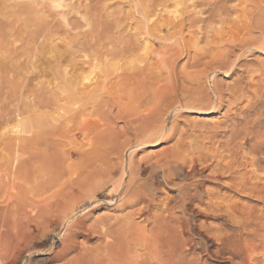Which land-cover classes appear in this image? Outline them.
Returning a JSON list of instances; mask_svg holds the SVG:
<instances>
[{"label": "bare ground", "instance_id": "bare-ground-1", "mask_svg": "<svg viewBox=\"0 0 264 264\" xmlns=\"http://www.w3.org/2000/svg\"><path fill=\"white\" fill-rule=\"evenodd\" d=\"M7 1L0 0V264H46L75 252L65 264H264V214L235 197L264 202V68L241 70L245 55L264 52V14L251 16L264 12L263 2L242 0L239 16L225 20L224 6L196 14L204 0H171L174 10L167 20L159 16L164 24L157 28L174 32L158 40H182L187 30L193 50L183 41L157 49L147 42L140 50L139 26L134 40L108 36L103 26L105 34L95 28L62 55L49 46L55 60L31 50L11 51L8 62ZM168 2L143 3L138 13L149 23ZM215 19L220 28L211 35ZM218 74L237 79L224 83ZM39 79L49 80L30 90ZM8 86L20 90L10 97L12 110ZM224 109L218 127L194 124L189 133L175 122L186 112ZM176 137L171 149L136 158ZM165 189L172 196L161 200ZM100 210L106 212L95 217ZM80 237L97 244L82 247Z\"/></svg>", "mask_w": 264, "mask_h": 264}, {"label": "rangeland", "instance_id": "rangeland-1", "mask_svg": "<svg viewBox=\"0 0 264 264\" xmlns=\"http://www.w3.org/2000/svg\"><path fill=\"white\" fill-rule=\"evenodd\" d=\"M5 1H7V0H5ZM26 1L21 2V1L17 0V2H16L15 0H8L7 1L8 3L6 2L8 4V42L11 45V46L10 45L8 46V62H9L10 57H11L10 55H12V54L16 55V52L18 54H20V55H21V53H24V52L26 54H29V52H31V50H33V51L35 50L34 51L35 53L41 54V58H43V59H46V60L48 59L49 60V58H47V57H50V60H53L54 58H52V57H55L56 54L60 55L61 52L59 53V51H62L63 50L62 48H64V51H65L69 44L71 46L69 45L68 48H71L73 44H74L73 46L75 47V46H77V44L82 43V41H87L92 36H94L93 33H98V32H101L102 30H103L102 32L104 33V31H105L104 28L105 27H107L106 31L108 30L107 32L109 34L106 31L105 32H106V34L108 36H110L111 34H113L112 32H114L115 35L113 34L111 36L113 38H117V37H120V36L121 37L125 36V37H130L131 40H134L140 34L141 35L140 37L142 39L139 36L136 39V42L137 43L140 42L139 44L142 45V46H139L140 50H141V47L144 50L147 42L149 43V45H151V47H152L151 49H157V48L162 47L163 45L168 44V43L176 45L178 42H182V41H183L181 43L182 46L185 45L187 47H191V49L193 50V44H194L193 40L194 39H190V37H189L190 35L188 34L187 30L184 31L185 34L183 33L184 38L182 40L180 38H176L175 40H172V43L171 42H166L164 39L163 40H161V39L158 40L159 37H166L167 38V37L170 36V32H171V34L174 32V30H172L170 32H167L166 29H168V28H162V31H160L158 29L161 24L162 25L164 24L163 20L161 18H159V16L162 14L163 19L167 20L166 18L169 16L168 12L174 10L173 9L174 8V1L172 3L171 0H168L169 2L167 3V7L164 8L165 11H166V14L164 13L165 11L163 10V8L161 6H159V7L162 8L163 11L161 10V8H157V11H156L157 12L156 13L157 16H151L149 18V23H147L144 20V16L142 14H139L138 12L142 11L143 3H145L144 6H149L153 2L156 3L157 0H147V1L146 0H141V1L140 0H136V1L135 0H59L60 2L58 0H55V1H53V0H30V1L26 0ZM32 1H33V3H32ZM260 1H261V3L263 2V6H264V0H260ZM15 2H16V4H15ZM28 2L30 3V5L27 4ZM52 2H59L58 4L61 3L63 6L61 5L60 8L54 9L55 6L53 5L54 3L51 4ZM187 2H189V1L186 0V6L191 5L190 2H189V4H187ZM20 3H22V5ZM23 3H24V5H23ZM159 3H161V0H158L156 5H158ZM208 3H212L210 7H208L209 6V5H207ZM26 5H28L27 7L31 8V11H30V8L25 7ZM36 5L38 7H36ZM215 6H224V8L226 9V12L222 15L223 16L222 18H225V20H232V19H235V16H236V18L239 16V13H240L239 11L243 8L244 4L242 5V0H204L203 4L201 5V7H198L195 10V13L197 14L198 10H199V12H202L203 10H205V9L208 10L211 7L215 8ZM21 7L23 8V10H22ZM25 9H28V10H25ZM192 9H193V7L191 8V10ZM251 9L253 10L254 7H251ZM234 10H236V11H234ZM210 12H211V10L209 11V13ZM256 12H258L257 13L258 16L260 14H264L263 11L258 9L255 12H253L252 15H251L252 17L254 16L253 17L254 19L255 18L259 19L261 16H263V15H260V17L256 16ZM209 13H205L203 18L206 19V17L209 15ZM136 16L138 18H136ZM164 16L165 17L167 16V17L165 18ZM85 17H86V20H85ZM218 20L219 19H215V22L218 23ZM39 21H41V23H38ZM89 21L91 23H89ZM207 21H208V19H207ZM207 21L203 25V28L205 30L206 29L209 30V26L212 27L214 25V19L209 20V24L211 22V24H213V25H209ZM98 22H100V25L98 24ZM116 22L119 23V27H118V24ZM121 22H122V24H121ZM34 23H35V25H34ZM115 24L117 25L118 28H120V30L116 26L114 27ZM135 24H136V28H135ZM158 24H159V26H157ZM97 25L99 26L100 29L97 28L98 27ZM109 25L110 26L113 25V27L112 26L111 27L116 29L115 31H117V29H118L119 32L117 31V34H116V32ZM145 25L146 26L150 25V28L153 29V30H156L157 32L153 31L151 29H150L151 31L146 30L145 29V27H146ZM95 26H97V27H95ZM103 26H105V27H103ZM108 26H109V28H108ZM138 26H139V29H140L139 32L142 31V33L138 32V28H137ZM218 26H220L219 23L215 24V26L212 27L213 29L209 30V32H211L210 33L211 35L214 33L215 29L220 28ZM125 27H127V28H125ZM95 28L98 30V32H97V30L95 31ZM90 29H92L91 30L92 32L89 31ZM93 29H94V32H93ZM136 29H137V31L135 32ZM85 30H87V31H85ZM120 31H121L122 34L123 33L124 34L123 35L120 34ZM128 31H130V32H128ZM48 32H49V34L52 32L51 36L47 35ZM133 32H135V34ZM149 32H150L151 35L149 34ZM164 32L166 34L162 35V33H164ZM32 33H33V35H32ZM42 33H43V36L45 38L42 36ZM125 33H127V34L125 35ZM215 33H216V31H215ZM233 33L236 34L237 31L233 30ZM52 34L56 35L55 38H54V36ZM31 35L33 36V39H34V40H32V42L33 41H36V42L31 43V39H32ZM87 35H88V38H87ZM134 36H135V38H134ZM50 37L52 38V40H51ZM78 37H80V38H78ZM53 38L55 39V41H54ZM76 38H78V42L76 41L77 40ZM82 38H84V39H82ZM85 38H87V39H85ZM47 39H49V40L47 41ZM74 39H75L76 43L74 42ZM64 40L66 42H64ZM71 40L73 41V44L71 43ZM79 40H80V42H79ZM68 41H70V42H68ZM176 41H177V43H176ZM43 42H45V44ZM30 43L33 44V46L35 45L34 49L30 45ZM187 43L189 44V46H188ZM203 43H204V41L199 42L197 47L198 48L199 47L202 48V46L204 47L205 44H203ZM41 44L43 46L45 45L44 48H42ZM190 44H192V46ZM46 46H48V48ZM49 46H51L50 49H52V51L54 50L56 52V54L54 52L52 53V51L49 49ZM59 47H60V49H59ZM10 48H12V50H10ZM21 48L24 49V50H22ZM17 49H19V50L17 51ZM48 49L51 52H48L47 51ZM57 49H59V50H57ZM11 51H13L12 54H10ZM193 52L194 51H192V53ZM45 53H46L47 56L45 55ZM48 53H49V55H48ZM84 54H82V55H84ZM61 55H62V53H61ZM82 55L79 54L78 58L82 59ZM186 61H187V58L181 59L180 62L178 63V68L179 69L182 68L185 65ZM41 62H42V60L39 61V63L36 64V65L41 64ZM242 64H243V66L241 67L242 71L246 70V68L248 66L249 67L251 66L250 68L248 67L249 69L256 68V67H260V68L262 67V69H263L264 68V52L258 51L256 53L245 55L244 58H243V63ZM252 66H254V67H252ZM263 71H264V69H263ZM216 76H217V78L220 81H223L224 83H230V84L232 83V81L234 79H237L236 76L227 77L224 74H218ZM41 80L46 82L49 79H39V80L34 81L32 86L30 87V90L31 89H33V90L35 89L36 90L37 89L36 86H38L37 83H41L40 82ZM263 84H264V82H263ZM47 85H49V84L47 83ZM49 87L51 88V90L52 89L55 90L53 84L49 85ZM50 88H48V89H50ZM46 89H47V87H46ZM16 91H20V90L17 89V88H11V86H8V99H9L8 108H9V110H12L17 105V103L14 101V99L10 100V97ZM23 91H26V89H23ZM31 99H32V97L30 98V100ZM25 101H27V100L25 99ZM62 103H65V102H62ZM64 106L66 108V106H68V104H66V105L63 104V107ZM225 110L226 109H224L221 112H217V113L210 114V115H207V114H204V113H199L198 114L196 112H186V113L181 114V116L176 121L171 116L168 119L167 124L170 125V123L172 121H175L176 123L178 122L179 124L177 123V125L179 126V129H181V130L185 129L189 133L193 130L194 127H192V125H194V124L197 125V126L194 125L195 126L194 130L198 129L197 127H202L203 125L206 126L207 128H211V126L218 127L219 126V122L221 123V121L223 122L225 120V118H224ZM54 112H55V110H50V111H47L46 113H47V115H55L56 116L57 113L53 114ZM60 113H63V112H60ZM26 116H27V114H22V115L19 116V118H23V117H26ZM14 125H15L14 121L8 122V132L11 130V128L14 127ZM122 126H123V124L120 123L119 127H122ZM191 127H192V129H191ZM176 141H177V137L174 140L170 141V142L162 144L161 146L147 147L145 151L139 152V154H137L136 158L137 159H141V158H145V157H148V156L155 155V154H157L159 152H162V151H165V150H169V148L171 149V147L175 144ZM213 167L214 166H212V168ZM205 173H209L210 174V169H207ZM225 181L229 182V180H225ZM208 185H209L210 188L215 189V186H213L212 183H209ZM225 191H226L225 189L222 190V193H224ZM162 193L163 194H161V200H165L167 198V196L168 197L172 196V192L169 191L168 189L167 190L166 189L163 190ZM225 193H227V192H225ZM235 197H236L237 200L241 201V203L244 206H247V207L251 208L256 213V215L264 214V202H262L261 200H258L255 197H245L244 198L243 196L241 197L239 195L235 196ZM256 200H258V201H256ZM105 212H106V210H100L99 212H97L95 214V217H97V216H99V215H101V214H103ZM90 223L91 222H88V224H90ZM209 223L218 225L219 223H223V221L222 220H216V221L215 220H209ZM79 242L82 244V247L83 246H85V247H93V246H95L97 244L96 240H87L84 237H80L79 238ZM78 255H79L78 252L71 253V254H69L67 256V258L65 260H60V261H57V262L56 261H50V262H46V264H65V263H67L68 261H70L71 259L75 258ZM46 256L47 255H44L42 257H46ZM199 257H201V255H199ZM205 259H206L205 257L202 258V262L203 263L206 261ZM40 260H41L40 258H35V260H33L32 264H42V261H40ZM206 263L207 264H219V263H216L213 260L208 261Z\"/></svg>", "mask_w": 264, "mask_h": 264}]
</instances>
